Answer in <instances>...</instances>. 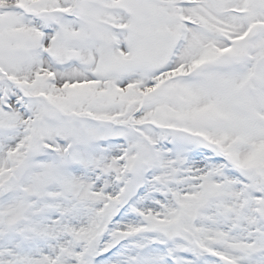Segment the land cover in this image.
Here are the masks:
<instances>
[{
    "label": "snow or ice",
    "instance_id": "snow-or-ice-1",
    "mask_svg": "<svg viewBox=\"0 0 264 264\" xmlns=\"http://www.w3.org/2000/svg\"><path fill=\"white\" fill-rule=\"evenodd\" d=\"M0 264H264V0H0Z\"/></svg>",
    "mask_w": 264,
    "mask_h": 264
}]
</instances>
